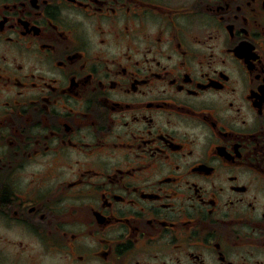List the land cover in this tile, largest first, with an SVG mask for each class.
I'll return each mask as SVG.
<instances>
[{
	"label": "flooded vegetation",
	"instance_id": "obj_1",
	"mask_svg": "<svg viewBox=\"0 0 264 264\" xmlns=\"http://www.w3.org/2000/svg\"><path fill=\"white\" fill-rule=\"evenodd\" d=\"M0 228L57 264H264V0H0Z\"/></svg>",
	"mask_w": 264,
	"mask_h": 264
},
{
	"label": "rangeland",
	"instance_id": "obj_2",
	"mask_svg": "<svg viewBox=\"0 0 264 264\" xmlns=\"http://www.w3.org/2000/svg\"><path fill=\"white\" fill-rule=\"evenodd\" d=\"M8 235H12L8 231ZM19 232H16V238H21ZM0 234L5 235L0 228ZM12 236L10 238H13ZM28 241V240H27ZM26 249H17L12 244L2 243L0 241V264H26V262H34L35 264H57L50 252L42 249L41 245L35 240L28 241ZM30 258V259H28Z\"/></svg>",
	"mask_w": 264,
	"mask_h": 264
}]
</instances>
